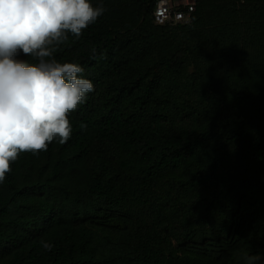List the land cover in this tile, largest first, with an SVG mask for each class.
<instances>
[{
  "label": "trees",
  "instance_id": "16d2710c",
  "mask_svg": "<svg viewBox=\"0 0 264 264\" xmlns=\"http://www.w3.org/2000/svg\"><path fill=\"white\" fill-rule=\"evenodd\" d=\"M90 2L50 59L94 91L0 184V264H264V0Z\"/></svg>",
  "mask_w": 264,
  "mask_h": 264
},
{
  "label": "clouds",
  "instance_id": "9594fccd",
  "mask_svg": "<svg viewBox=\"0 0 264 264\" xmlns=\"http://www.w3.org/2000/svg\"><path fill=\"white\" fill-rule=\"evenodd\" d=\"M106 11L90 0H0V184L23 152L46 151L53 140L72 135L68 114L94 85L77 63H60L55 45L76 38ZM23 53L38 60L29 64ZM50 251L53 245L41 241ZM258 264L259 256H248Z\"/></svg>",
  "mask_w": 264,
  "mask_h": 264
},
{
  "label": "built area",
  "instance_id": "2783aa9c",
  "mask_svg": "<svg viewBox=\"0 0 264 264\" xmlns=\"http://www.w3.org/2000/svg\"><path fill=\"white\" fill-rule=\"evenodd\" d=\"M196 0H156L154 10L155 23L188 24L191 22V13L194 11Z\"/></svg>",
  "mask_w": 264,
  "mask_h": 264
}]
</instances>
